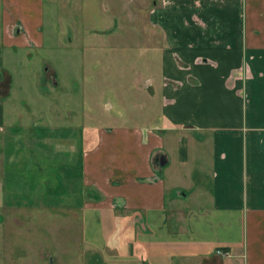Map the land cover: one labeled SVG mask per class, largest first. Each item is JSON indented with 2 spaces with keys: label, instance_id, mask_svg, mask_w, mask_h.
Segmentation results:
<instances>
[{
  "label": "crops",
  "instance_id": "crops-1",
  "mask_svg": "<svg viewBox=\"0 0 264 264\" xmlns=\"http://www.w3.org/2000/svg\"><path fill=\"white\" fill-rule=\"evenodd\" d=\"M44 1L0 0V264L26 261L18 258L16 239L7 241L4 224L8 218L21 223L8 209L25 204V193L41 192L50 206L113 208L118 221L132 222L133 230L140 228L134 219L155 222L153 211L163 209L160 221L170 216L173 225L182 223L173 231L193 233L182 240L199 245L189 251L177 240L180 250L167 251L166 264H264V0H153L146 28L161 39L148 46L161 50L166 120L143 128L98 126L93 139L83 130L47 125L43 116L8 103L16 75L25 70L18 49L53 45L55 30L49 28L55 25L46 21ZM114 1L96 0L102 12L119 17ZM115 23L112 18L96 31H113ZM24 113L32 118L25 124ZM164 149L176 153L182 166L174 170L184 173L170 191L162 172L170 161ZM156 156L165 163L160 157L155 163ZM55 169L64 189L53 181ZM184 206L198 211L183 217ZM218 247L228 253H217ZM131 255L114 257L131 264ZM41 258L34 260L42 264Z\"/></svg>",
  "mask_w": 264,
  "mask_h": 264
},
{
  "label": "rangeland",
  "instance_id": "rangeland-1",
  "mask_svg": "<svg viewBox=\"0 0 264 264\" xmlns=\"http://www.w3.org/2000/svg\"><path fill=\"white\" fill-rule=\"evenodd\" d=\"M44 2L49 11L46 21L55 25L49 28L55 30L50 40L53 45L18 49L25 59V70L16 75L8 103L20 104L31 116H43L47 125L52 121L51 125L83 130L90 134L89 139H93L98 126L131 124L143 128L159 119L166 120L161 115V50L152 51L148 46L160 45L161 39L158 33L146 28L147 10L153 6V0H115L113 6L118 8L119 17L117 13L102 12L96 0ZM52 10L56 13L53 17ZM112 18L116 20L113 31H96ZM59 40L71 43L65 47ZM52 71L55 75L50 78ZM148 76L152 91L146 83ZM28 120L32 118L24 113L23 123ZM167 153L170 161L162 172H166L164 183L170 191L172 182L180 183L184 173L174 170L179 164L182 166L173 157L176 153ZM159 157L154 158L155 163ZM54 173V183L64 189L60 185L61 173L56 169ZM91 189L89 196H94ZM51 195L60 202L56 193ZM23 196L25 204L8 209L9 216L12 212L17 214L21 223L8 218L4 231L7 241L16 239L14 244L20 248L17 253L22 254L18 258L25 259L24 264L27 260L38 264L35 260L40 257L46 258L42 264H118L114 257L118 254H132L131 264H166L167 251L180 250L177 240L186 245L180 246L181 249L193 251L199 247L196 240H182L193 233L184 236L182 229L173 231L183 228L182 223L173 225L170 216L166 223L160 221L163 209L153 211L155 222L148 223L143 218L145 223L141 224V219L131 218L140 227L133 230L132 222L120 223L114 209L104 205L50 206L46 205L42 192ZM182 208L183 217L190 210L198 211ZM165 210H170L169 203ZM135 216L141 215L132 217ZM47 252L50 254L44 257ZM15 257L11 253L10 258Z\"/></svg>",
  "mask_w": 264,
  "mask_h": 264
},
{
  "label": "built area",
  "instance_id": "built-area-1",
  "mask_svg": "<svg viewBox=\"0 0 264 264\" xmlns=\"http://www.w3.org/2000/svg\"><path fill=\"white\" fill-rule=\"evenodd\" d=\"M215 251L219 254H227L228 253L226 249H223L221 247L216 248Z\"/></svg>",
  "mask_w": 264,
  "mask_h": 264
},
{
  "label": "water",
  "instance_id": "water-1",
  "mask_svg": "<svg viewBox=\"0 0 264 264\" xmlns=\"http://www.w3.org/2000/svg\"><path fill=\"white\" fill-rule=\"evenodd\" d=\"M161 164H164L165 163V160H163V158L160 156V161H159Z\"/></svg>",
  "mask_w": 264,
  "mask_h": 264
}]
</instances>
